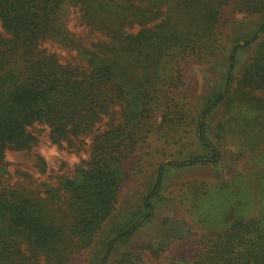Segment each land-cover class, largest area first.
Masks as SVG:
<instances>
[{"label":"trees","instance_id":"obj_1","mask_svg":"<svg viewBox=\"0 0 264 264\" xmlns=\"http://www.w3.org/2000/svg\"><path fill=\"white\" fill-rule=\"evenodd\" d=\"M68 5L77 8L88 34L100 30L105 37L89 44L77 35L61 17ZM236 12L264 16V0H0V264H142L131 252L113 258L118 243L153 214V196L169 165L221 159L208 118L223 105L238 109L234 103L243 102L251 116L245 119L247 135L264 138V20L251 36L233 40L221 27ZM56 42L77 50L88 64L64 61L53 50ZM172 47L226 60L223 84L197 120V137L209 153L161 163L143 200L146 212L118 220L138 130L154 110L149 89ZM247 49L255 56L243 83L241 53ZM38 125L49 128L58 146L90 154L77 174H59V184L44 188L20 168V179L4 177L7 151L35 148L43 130ZM257 180L261 212L248 216L251 207L243 202L221 231L203 235L195 252L178 250L170 264H264V179ZM113 221L111 235L97 244ZM88 251L93 253L87 257Z\"/></svg>","mask_w":264,"mask_h":264},{"label":"rangeland","instance_id":"obj_2","mask_svg":"<svg viewBox=\"0 0 264 264\" xmlns=\"http://www.w3.org/2000/svg\"><path fill=\"white\" fill-rule=\"evenodd\" d=\"M78 16L77 8L72 5L61 13L62 19H68L70 28L89 44L105 37L100 30L88 34V29L78 23ZM263 20L264 16L260 14L231 13L221 30L225 37L233 40L247 38L256 32ZM137 29L132 31L137 32ZM61 46L56 42L53 50L64 61L88 64L77 50ZM254 56V49L241 53L240 78L243 83L247 73L245 67ZM158 68L153 88L149 89L154 98L151 100L154 110L145 113V126L138 130L140 142L128 162L129 171L119 193L118 220H129L139 210L141 215L146 212L143 200L154 188L161 163L209 153L197 137V120L207 98L223 84L226 60L217 55L199 58L190 49L172 47ZM241 103H234L238 109L231 108L232 103L223 105L208 118L207 132L221 149V159L217 163L169 165L160 190L153 196V214L141 219L131 237L118 243L113 258L119 253L131 252L142 259V264H170L178 250L195 252L203 235L221 231L226 222L237 217L243 202L251 207L252 213L248 216L262 211V197L254 191L262 182L257 179L260 176L264 179V138L263 135L255 138L254 133L247 135L245 119L251 116ZM38 128L43 130L35 148L7 151L4 177L13 181L20 179L16 172L20 168L37 178L35 186L44 188L50 183L59 184V174L65 177L77 174V169L89 158V151L62 148L52 142L49 128L44 125H38ZM64 200L63 196L60 201L64 204ZM114 222L104 227L97 244L111 235L108 231L115 227ZM91 253L93 251H88L86 256Z\"/></svg>","mask_w":264,"mask_h":264}]
</instances>
